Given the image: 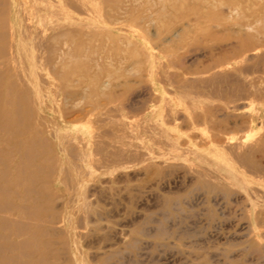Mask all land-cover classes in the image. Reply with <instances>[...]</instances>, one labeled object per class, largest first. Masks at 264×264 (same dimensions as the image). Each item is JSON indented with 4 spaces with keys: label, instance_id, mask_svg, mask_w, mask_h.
I'll use <instances>...</instances> for the list:
<instances>
[{
    "label": "rangeland",
    "instance_id": "obj_1",
    "mask_svg": "<svg viewBox=\"0 0 264 264\" xmlns=\"http://www.w3.org/2000/svg\"><path fill=\"white\" fill-rule=\"evenodd\" d=\"M11 1L48 142L19 263L264 264V0Z\"/></svg>",
    "mask_w": 264,
    "mask_h": 264
},
{
    "label": "bare ground",
    "instance_id": "obj_2",
    "mask_svg": "<svg viewBox=\"0 0 264 264\" xmlns=\"http://www.w3.org/2000/svg\"><path fill=\"white\" fill-rule=\"evenodd\" d=\"M2 4L3 8L0 7V14L5 16L6 19H4V21L2 19L0 20V264H2L5 259L10 261L11 264H39L38 260L36 261V259H39L41 262L39 257H36L34 259L35 261H28L26 263H19L17 259L19 256L18 254H22V252L25 251L29 252L31 249L35 250L39 247V245L35 246L37 242L34 244V240L31 241L34 239L32 237V232L35 231L34 226L31 225L33 223L28 224L25 221L28 219L33 220V218L39 221L42 219L41 216H39L41 212L36 205L37 203L34 204L36 201H33L35 196H32L31 193L35 192L32 189V184H34L35 178L44 174L47 170L48 166H46L47 163L45 164V157L41 155V152H46L45 150L47 148L45 149L44 146L47 145L46 143L48 142L44 141L45 143L42 144V139L39 138V132L33 130V132H31L30 124L28 122L30 116L28 115V112L30 108L28 106L29 101H27L30 97H27L28 94L26 89L29 88L28 85L31 83L33 84V81H35L31 80L33 77L30 73L28 74V72L35 70L34 68H40L43 66V61L41 60L42 57L34 55V53L36 54V51L40 49V46L42 47L43 43H41V40H39L40 38L36 34V32L39 31V28L36 29V32L34 31L33 24L35 21L33 20V14L24 17L22 15L24 8H22L20 4L18 7L15 6L17 8L13 7L14 4L12 5L11 0H0V6ZM31 7L33 6L31 5ZM53 12L57 14L55 11ZM40 14L41 12L39 15ZM37 19L40 21V18ZM57 19L58 18H56V20ZM35 25L37 26V24ZM58 33L56 35L63 33V31L59 34ZM39 35H41V32ZM53 36L54 35H52V37ZM57 37L59 36H56V39ZM60 38L61 37H59V39ZM59 39L56 41L58 42ZM48 40H50V37ZM58 53L60 52L58 51ZM73 54H75V52H73ZM30 76L32 78H30ZM36 97L38 98V96ZM36 103L38 104L37 110L39 112L42 102L38 103L36 101ZM32 104L33 103L31 102V105ZM19 107L24 108V110L26 109L23 111L24 114L21 113L22 110L21 112L19 111ZM14 215H17V218L26 217L27 219L25 218V221H23L24 219H21L20 221L17 218V220H15L9 217ZM35 228L37 230L38 226ZM11 234L12 236L17 235V237H20L17 243L8 241L7 237ZM42 260L44 259L42 258ZM5 263H7V261Z\"/></svg>",
    "mask_w": 264,
    "mask_h": 264
}]
</instances>
